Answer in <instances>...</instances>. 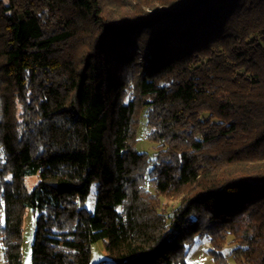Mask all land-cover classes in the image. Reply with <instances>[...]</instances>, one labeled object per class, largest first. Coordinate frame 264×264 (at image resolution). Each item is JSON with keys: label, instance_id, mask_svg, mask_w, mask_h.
Returning a JSON list of instances; mask_svg holds the SVG:
<instances>
[{"label": "trees", "instance_id": "trees-1", "mask_svg": "<svg viewBox=\"0 0 264 264\" xmlns=\"http://www.w3.org/2000/svg\"><path fill=\"white\" fill-rule=\"evenodd\" d=\"M107 7L0 0L3 263L29 209L30 264H186L201 239L264 264V0H133L121 25Z\"/></svg>", "mask_w": 264, "mask_h": 264}, {"label": "rangeland", "instance_id": "rangeland-1", "mask_svg": "<svg viewBox=\"0 0 264 264\" xmlns=\"http://www.w3.org/2000/svg\"><path fill=\"white\" fill-rule=\"evenodd\" d=\"M109 2L108 15L107 20L112 21L114 24L121 25L125 23L132 17V13L134 8L133 0H105V2ZM133 18V17H132ZM79 43V42H78ZM80 45V43H79ZM77 49V47H76ZM75 51V50H74ZM79 53V50H77ZM150 128L144 124V122L139 125L137 135V143L136 149L139 151H145L148 153L155 151V143L146 139L147 134L149 133ZM37 180L36 175L26 176L24 177L25 186L30 189ZM95 186L92 185L90 193L88 194L83 206L88 211H93L95 204ZM177 199L172 197L162 198V204L171 206L175 205ZM2 217V211L0 209V221ZM36 214L31 210L26 209L23 215L22 229H21V262L22 264H30V244L33 236L34 230V222H35ZM230 249V245H225L222 249V253L227 254ZM211 245L207 239H201L197 244L189 251L186 256L185 262L186 264H215L212 252ZM107 253L103 248V244L101 240L95 241L90 245V254H89V262L93 263L98 260H106ZM0 264L3 263V259L1 257V246H0Z\"/></svg>", "mask_w": 264, "mask_h": 264}]
</instances>
